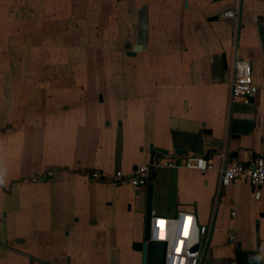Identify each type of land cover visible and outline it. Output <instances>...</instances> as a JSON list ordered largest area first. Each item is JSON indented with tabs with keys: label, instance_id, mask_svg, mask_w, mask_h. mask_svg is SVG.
Returning <instances> with one entry per match:
<instances>
[{
	"label": "crops",
	"instance_id": "0c3cea01",
	"mask_svg": "<svg viewBox=\"0 0 264 264\" xmlns=\"http://www.w3.org/2000/svg\"><path fill=\"white\" fill-rule=\"evenodd\" d=\"M233 5L0 0V264H142L146 188L111 178L151 145L213 165L152 170V215L210 224L201 264H264V185H219L264 156V0H240L237 28ZM234 57L259 89L229 105ZM162 251L148 241L145 264Z\"/></svg>",
	"mask_w": 264,
	"mask_h": 264
},
{
	"label": "built area",
	"instance_id": "2783aa9c",
	"mask_svg": "<svg viewBox=\"0 0 264 264\" xmlns=\"http://www.w3.org/2000/svg\"><path fill=\"white\" fill-rule=\"evenodd\" d=\"M240 0L220 13V16L239 26ZM259 87L252 77L249 61L234 57L230 63L228 82V104L248 102L255 97ZM193 168L201 172L213 168L210 159L202 155H158L145 165L137 166L130 173L117 170L111 180L116 183H129L133 187L146 186L152 170L158 168ZM92 179L105 180L106 177L93 171ZM241 181L248 182L254 189L264 185V156H256L247 163L231 161L220 168V186H238ZM211 225L199 224L195 214L181 211L174 217L152 215L149 241L162 244L163 264H201L209 243Z\"/></svg>",
	"mask_w": 264,
	"mask_h": 264
},
{
	"label": "water",
	"instance_id": "95a60500",
	"mask_svg": "<svg viewBox=\"0 0 264 264\" xmlns=\"http://www.w3.org/2000/svg\"><path fill=\"white\" fill-rule=\"evenodd\" d=\"M142 49L143 47L141 44H134L132 46V50L128 52V54L134 55L136 52L141 51ZM253 99L254 97H251L249 99V102L253 101ZM118 125H120V122H118ZM172 153L175 156L186 155V151L184 149H173ZM150 154H151L150 161H152L158 155H168V150L154 147L153 145H151ZM145 188H146V201H145V210H144V242L140 245V249L142 251V264H145L147 242L149 241V233H150V220L152 217V209H151L152 189H153L152 182L149 181L146 184ZM161 264H163V257H161Z\"/></svg>",
	"mask_w": 264,
	"mask_h": 264
}]
</instances>
